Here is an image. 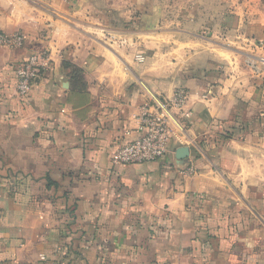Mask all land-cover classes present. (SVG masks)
<instances>
[{
    "label": "crops",
    "instance_id": "0c3cea01",
    "mask_svg": "<svg viewBox=\"0 0 264 264\" xmlns=\"http://www.w3.org/2000/svg\"><path fill=\"white\" fill-rule=\"evenodd\" d=\"M20 2L0 0V30L26 36L0 47V264H264V1ZM179 87L166 156L114 165Z\"/></svg>",
    "mask_w": 264,
    "mask_h": 264
},
{
    "label": "built area",
    "instance_id": "2783aa9c",
    "mask_svg": "<svg viewBox=\"0 0 264 264\" xmlns=\"http://www.w3.org/2000/svg\"><path fill=\"white\" fill-rule=\"evenodd\" d=\"M25 39L23 33L9 34L0 30V47L19 48L23 46ZM136 60L142 62L144 56L137 54ZM262 60L264 61V58ZM50 64L51 54L46 49L29 54L15 69L16 95L27 96L35 80L49 69ZM187 99V89L179 87L174 90L170 100L156 101L140 107L137 115L138 135L121 143L111 153V162L114 165L132 164L165 157L169 152V140L174 134L171 126V110H182ZM195 170L193 166L190 168L191 172Z\"/></svg>",
    "mask_w": 264,
    "mask_h": 264
},
{
    "label": "rangeland",
    "instance_id": "374dc122",
    "mask_svg": "<svg viewBox=\"0 0 264 264\" xmlns=\"http://www.w3.org/2000/svg\"><path fill=\"white\" fill-rule=\"evenodd\" d=\"M6 1V5H8L7 7H8V9L10 10V9H14V12H17V13H19V14H21V13H23L24 11H23V4L20 2V0H4V2ZM264 1V0H263ZM226 43V42H225ZM224 43V44H225ZM234 42H230V47H233V48H235V49H242V48H240V47H238L239 45H238V43H234ZM236 45H238V46H236ZM264 58V57H263ZM262 61V63L264 64V61L263 60H261Z\"/></svg>",
    "mask_w": 264,
    "mask_h": 264
},
{
    "label": "water",
    "instance_id": "95a60500",
    "mask_svg": "<svg viewBox=\"0 0 264 264\" xmlns=\"http://www.w3.org/2000/svg\"><path fill=\"white\" fill-rule=\"evenodd\" d=\"M188 155V152L186 149L182 148V149H179L178 151V157L181 158V157H184V156H187Z\"/></svg>",
    "mask_w": 264,
    "mask_h": 264
},
{
    "label": "trees",
    "instance_id": "16d2710c",
    "mask_svg": "<svg viewBox=\"0 0 264 264\" xmlns=\"http://www.w3.org/2000/svg\"><path fill=\"white\" fill-rule=\"evenodd\" d=\"M10 183H11V181H9V184H10ZM12 183H13V182H12ZM20 184H21V181H20V180H17V185H20ZM14 185H16V184H15V178H14ZM15 187H16V186H11V187H10V189H11L12 192H14V188H15Z\"/></svg>",
    "mask_w": 264,
    "mask_h": 264
}]
</instances>
